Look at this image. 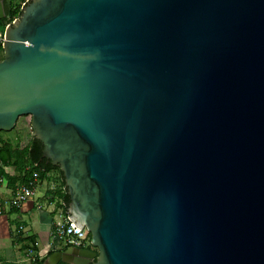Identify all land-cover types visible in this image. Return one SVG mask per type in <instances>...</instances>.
<instances>
[{
	"label": "water",
	"instance_id": "obj_1",
	"mask_svg": "<svg viewBox=\"0 0 264 264\" xmlns=\"http://www.w3.org/2000/svg\"><path fill=\"white\" fill-rule=\"evenodd\" d=\"M2 51L91 238L47 264H264V0H29Z\"/></svg>",
	"mask_w": 264,
	"mask_h": 264
},
{
	"label": "crops",
	"instance_id": "obj_2",
	"mask_svg": "<svg viewBox=\"0 0 264 264\" xmlns=\"http://www.w3.org/2000/svg\"><path fill=\"white\" fill-rule=\"evenodd\" d=\"M28 1L29 0H9V6L10 8L11 6H20L22 8ZM29 140L28 138L26 143H28ZM5 171L8 175L13 174L10 168H7ZM56 177H59L57 171L50 172L47 175V179L37 185L33 199L21 206L17 213H12V208L8 206V201L11 198V192L13 190L7 187L6 181L0 183V250L6 246H10L12 249L16 248L18 251L20 248H25V242H21V239L35 236L36 248L37 251H39V253L36 252L37 255L42 256L47 252L48 245L52 241L50 237L52 226L55 222L61 221L62 219V216H60L61 214H58V209H55L54 205L49 204L45 195L46 191H50L56 186L53 181V178L55 179ZM33 208H35V211ZM25 219L29 221L26 223ZM19 222H22V224L16 227L15 223L17 224ZM16 234L20 236L15 237ZM29 252H31L32 255L35 254L31 250H29ZM25 253L27 256L28 251ZM20 255L18 251V257ZM22 262L30 264L27 259L19 261V258L13 262L7 263L2 259V255L0 254V263L23 264Z\"/></svg>",
	"mask_w": 264,
	"mask_h": 264
},
{
	"label": "trees",
	"instance_id": "obj_3",
	"mask_svg": "<svg viewBox=\"0 0 264 264\" xmlns=\"http://www.w3.org/2000/svg\"><path fill=\"white\" fill-rule=\"evenodd\" d=\"M20 14V6H11L9 18L0 20V27L4 29L5 25L10 24L13 20L18 18ZM2 59L3 51L2 48H0V61H2ZM2 133L3 132H0V179L6 181L9 189L14 190L16 186H27L34 178V175L37 176L39 182H42L47 179V175L50 172L57 171L59 173V184L56 185L57 187L54 186L52 190L46 191L45 195L49 204L54 205L55 209H61L63 214H65L69 205V196L67 194L62 173L57 167L52 166L42 157L41 143L32 135L28 143L25 145L15 146L11 142L2 139ZM7 168L12 169V175L7 174L5 171ZM11 212L17 213L18 209L12 208ZM21 242H25V244L30 243L33 248H26L27 245H25V252L28 250H31L34 253L37 252L35 236L22 239ZM88 249H90V247ZM65 250L66 249L64 248L59 251ZM54 252L55 251L49 252L47 256L42 257L31 264H45L47 258Z\"/></svg>",
	"mask_w": 264,
	"mask_h": 264
},
{
	"label": "built area",
	"instance_id": "obj_4",
	"mask_svg": "<svg viewBox=\"0 0 264 264\" xmlns=\"http://www.w3.org/2000/svg\"><path fill=\"white\" fill-rule=\"evenodd\" d=\"M4 29L1 28L0 30V48H2V44L4 42ZM3 181V179H0V183ZM39 184L40 182L37 180V176L34 175V178L27 186H16V188L11 192L12 194L8 201V206L10 208L19 209L21 206L31 201L35 194L34 191ZM60 214L62 216L61 221L55 222L52 226L53 231L51 239L54 243L51 247H49V249L57 248V250H60V247L63 249L79 250H88L90 247L91 249L89 233L85 229H78L75 224L69 220V217L62 212ZM47 254L48 252H45L42 257L47 256ZM26 259L32 262L35 261L31 252L27 253Z\"/></svg>",
	"mask_w": 264,
	"mask_h": 264
},
{
	"label": "rangeland",
	"instance_id": "obj_5",
	"mask_svg": "<svg viewBox=\"0 0 264 264\" xmlns=\"http://www.w3.org/2000/svg\"><path fill=\"white\" fill-rule=\"evenodd\" d=\"M1 28L2 27H0V30H1ZM30 123H31V116L30 115L22 116V117L18 118V120H17L14 128L10 132H7V133L3 132L1 134V138L4 139V140H7L9 142H11L15 146H17V145L18 146L25 145L26 140H28V138L30 139L31 136L33 135V132H32ZM57 175L59 176V173L58 172H57ZM53 181H54V184L55 185H58L59 184V177H56L55 179L53 178ZM55 187H57V186H55ZM37 193H39V192H37ZM33 209L35 211V208H33ZM61 212H62V210L61 209H58V214L59 215H60ZM34 213H36V212H34ZM27 218H28V216H27ZM28 221H29L28 219H25V222L26 223ZM21 224H22V222H19L17 224L15 223L16 227H18ZM19 236H20L19 234H16L15 235V237H19ZM25 245H27L26 248H29V249L32 248V246L30 245V243H27ZM26 248H23V249L20 248L18 250L20 252V254H21L19 257H18V251L16 250V248H13L12 249L10 246H8V247L6 246L2 250H0V254L2 255V259L5 262H7V263L13 262V261L17 260V258H19V261H23V260L26 259V257H25L26 256V253H25ZM60 250H63V248L60 247ZM47 251H49V252L51 251L49 249V247L47 248ZM28 252H29V250H28ZM37 252L39 253V251H37ZM42 256H41V258H42ZM32 257H37L38 259H40L39 256L37 255V253L33 254ZM23 264H28V263L27 262H24ZM45 264H47V262H45Z\"/></svg>",
	"mask_w": 264,
	"mask_h": 264
},
{
	"label": "bare ground",
	"instance_id": "obj_6",
	"mask_svg": "<svg viewBox=\"0 0 264 264\" xmlns=\"http://www.w3.org/2000/svg\"><path fill=\"white\" fill-rule=\"evenodd\" d=\"M65 215L68 216V215H67V212L65 213ZM52 231H53V228H52ZM51 234H52V232H51ZM50 237H51V236H50ZM90 239H91V238H90ZM51 240H52V239H51ZM53 243H54V241H51V243L48 245V247H51V246L53 245ZM50 250H51L50 252H53V251L58 252V251H56L57 248H56V249H55V248H52V249H50ZM88 250L91 251V250H93V249H92V247H91V249H88ZM47 252L49 253V251H47ZM34 258H35V261H37L38 258H37V257H34ZM39 258H41V255L39 256ZM35 261H34V262H35ZM29 263L31 264V263H33V262H32V261H29ZM0 264H4V263H0Z\"/></svg>",
	"mask_w": 264,
	"mask_h": 264
}]
</instances>
